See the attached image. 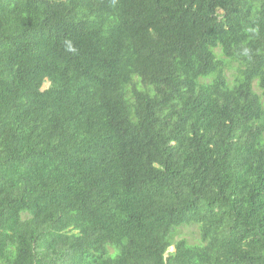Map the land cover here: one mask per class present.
Listing matches in <instances>:
<instances>
[{"label": "trees", "instance_id": "16d2710c", "mask_svg": "<svg viewBox=\"0 0 264 264\" xmlns=\"http://www.w3.org/2000/svg\"><path fill=\"white\" fill-rule=\"evenodd\" d=\"M0 264H264V0H0Z\"/></svg>", "mask_w": 264, "mask_h": 264}, {"label": "rangeland", "instance_id": "374dc122", "mask_svg": "<svg viewBox=\"0 0 264 264\" xmlns=\"http://www.w3.org/2000/svg\"><path fill=\"white\" fill-rule=\"evenodd\" d=\"M218 52L219 50H215ZM235 67V64L232 65ZM232 71V70H231ZM231 72H227L226 74L229 75ZM48 83H45L43 85V88H46ZM175 240L178 239H186L189 244H195L198 245L200 244L199 242V235H198V227L196 225H182L180 228L177 229V232L174 236ZM172 251V248L169 249V252Z\"/></svg>", "mask_w": 264, "mask_h": 264}, {"label": "water", "instance_id": "95a60500", "mask_svg": "<svg viewBox=\"0 0 264 264\" xmlns=\"http://www.w3.org/2000/svg\"><path fill=\"white\" fill-rule=\"evenodd\" d=\"M172 248V247H171ZM172 251H173V248H172Z\"/></svg>", "mask_w": 264, "mask_h": 264}]
</instances>
